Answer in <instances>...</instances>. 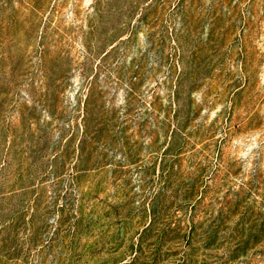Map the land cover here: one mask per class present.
Instances as JSON below:
<instances>
[{
    "label": "rangeland",
    "instance_id": "374dc122",
    "mask_svg": "<svg viewBox=\"0 0 264 264\" xmlns=\"http://www.w3.org/2000/svg\"><path fill=\"white\" fill-rule=\"evenodd\" d=\"M0 264H264V0H0Z\"/></svg>",
    "mask_w": 264,
    "mask_h": 264
}]
</instances>
